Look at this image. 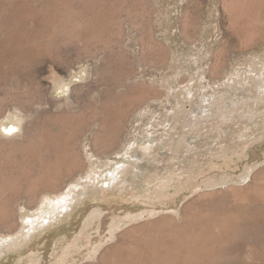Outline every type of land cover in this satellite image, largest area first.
Wrapping results in <instances>:
<instances>
[{"label": "rangeland", "instance_id": "rangeland-1", "mask_svg": "<svg viewBox=\"0 0 264 264\" xmlns=\"http://www.w3.org/2000/svg\"><path fill=\"white\" fill-rule=\"evenodd\" d=\"M0 264H264V0H0Z\"/></svg>", "mask_w": 264, "mask_h": 264}, {"label": "bare ground", "instance_id": "bare-ground-1", "mask_svg": "<svg viewBox=\"0 0 264 264\" xmlns=\"http://www.w3.org/2000/svg\"><path fill=\"white\" fill-rule=\"evenodd\" d=\"M216 68L217 67H215V66H212L211 67V73L213 74L214 73V71H216ZM217 73H218V70H217ZM214 75V74H213ZM215 75H216V73H215ZM66 86L64 85V84H62V85H60V86H58V89H60V90H63L64 88H65ZM18 131V130H17ZM8 134H10V135H16V133L15 132H7ZM18 133V132H17ZM112 136V135H111ZM105 143V146H108L109 145V143L108 142H104ZM111 146V145H110Z\"/></svg>", "mask_w": 264, "mask_h": 264}]
</instances>
